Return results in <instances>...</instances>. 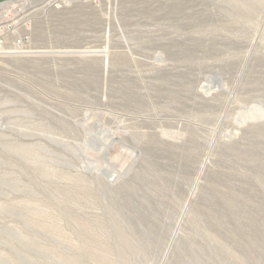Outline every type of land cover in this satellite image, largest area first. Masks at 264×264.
Returning <instances> with one entry per match:
<instances>
[{
  "label": "rangeland",
  "instance_id": "obj_1",
  "mask_svg": "<svg viewBox=\"0 0 264 264\" xmlns=\"http://www.w3.org/2000/svg\"><path fill=\"white\" fill-rule=\"evenodd\" d=\"M0 264H264V0H0Z\"/></svg>",
  "mask_w": 264,
  "mask_h": 264
},
{
  "label": "water",
  "instance_id": "obj_2",
  "mask_svg": "<svg viewBox=\"0 0 264 264\" xmlns=\"http://www.w3.org/2000/svg\"><path fill=\"white\" fill-rule=\"evenodd\" d=\"M73 53H81V52H38V53H33V55L35 54H49V55H56V54H73ZM84 53H97V52H84ZM83 53V54H84ZM26 54H31V53H26Z\"/></svg>",
  "mask_w": 264,
  "mask_h": 264
}]
</instances>
